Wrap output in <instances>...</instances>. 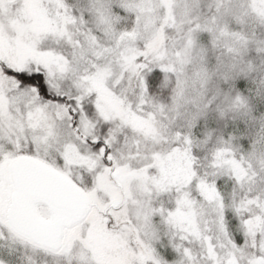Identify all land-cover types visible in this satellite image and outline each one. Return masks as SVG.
Instances as JSON below:
<instances>
[{
    "label": "snow or ice",
    "instance_id": "6c2138e0",
    "mask_svg": "<svg viewBox=\"0 0 264 264\" xmlns=\"http://www.w3.org/2000/svg\"><path fill=\"white\" fill-rule=\"evenodd\" d=\"M0 264H264V0H0Z\"/></svg>",
    "mask_w": 264,
    "mask_h": 264
}]
</instances>
